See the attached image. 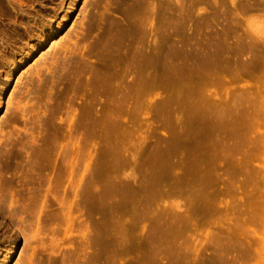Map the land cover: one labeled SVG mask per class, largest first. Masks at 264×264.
Masks as SVG:
<instances>
[{"label":"rangeland","instance_id":"obj_1","mask_svg":"<svg viewBox=\"0 0 264 264\" xmlns=\"http://www.w3.org/2000/svg\"><path fill=\"white\" fill-rule=\"evenodd\" d=\"M120 1L74 2L76 12L43 45L38 32L64 0H0V264H95L99 227L102 264H264V0H179V36L178 0H151L166 12L169 57L166 76L154 73L162 83L136 107L109 103L92 81L102 38L93 23L108 11L120 21ZM154 28L151 47L158 41ZM65 34L77 45L53 62L49 52ZM30 38L39 47L25 56ZM122 75L126 93L133 74ZM111 110L120 115L116 124L107 116ZM254 114L259 124L249 128ZM226 121L234 122L230 129L239 125L229 134ZM194 132L202 133L203 154L193 150ZM183 133L191 142L182 144ZM194 156L209 171L194 170L210 183L198 180L205 199L193 193V183L196 190L202 185L186 173ZM186 178L193 187L184 186ZM142 183L151 192L145 220ZM189 215L192 224L185 223ZM131 230L149 235L146 252L118 243L120 231ZM12 243L16 250L6 260Z\"/></svg>","mask_w":264,"mask_h":264},{"label":"bare ground","instance_id":"obj_2","mask_svg":"<svg viewBox=\"0 0 264 264\" xmlns=\"http://www.w3.org/2000/svg\"><path fill=\"white\" fill-rule=\"evenodd\" d=\"M79 0H64V5L62 7V10H60L59 12H57L53 18H51L49 21L50 23H44L43 26L40 28L39 32H38V38H40L42 40V43L43 45L45 43H47L49 40H50V36H53V35H56L60 32V30L62 29V27H64L65 25V22L69 19L70 15L73 14L74 12H76V6L74 4V2H77ZM155 1V0H154ZM154 1H149V0H121L120 2H126V5H121L120 2H117L115 4V11H118L120 13V16H121V19H119L120 21H116L115 19L113 18H110V12H105L101 15V17L99 19H97V21L93 24L96 25V28H98L101 32H102V38H100V42L97 43V47L100 48V50L98 51L99 53V58L97 59V65L95 66L94 65V70H92L93 72V78H92V81H93V85L95 87V90L97 91V95H100V93L102 94V91L103 89L106 90L105 92V95L106 97L108 98V101L109 103L113 102L114 104H120V105H125L127 107L130 106V107H136L138 106L139 104H143L145 102H147L149 99H150V94H151V90L152 88H154L153 86H155L156 84H160L162 82L155 80V76H154V73L156 74V77L158 76V79H162L163 75L166 76L164 73V71L166 70V66H167V61H168V57H169V49L167 47V43H168V37H169V31H165V28L164 26L166 25L165 22H166V12H160V9L157 8L156 4ZM178 1H176V5H175V10L177 11L176 13V16L174 18L175 20V23H176V27L178 28V36L180 35V28H181V25H182V15L180 13V3H178ZM168 4V3H167ZM90 6V4H89ZM111 7V6H110ZM164 8V7H163ZM166 8V6H165ZM170 8V7H169ZM83 10L80 9L81 12H84V8H82ZM159 9V10H158ZM168 9V8H167ZM106 10V9H105ZM110 10V9H109ZM107 11V10H106ZM167 11V10H166ZM168 12V11H167ZM115 13V12H114ZM110 16V17H109ZM158 18V20H157ZM113 19V20H111ZM156 19V20H155ZM171 20V19H170ZM75 24V23H74ZM72 24V28L75 27V25ZM165 24V25H164ZM157 25V26H156ZM70 27V28H71ZM154 27H158L156 30L157 32V36L158 37V41L156 42L157 45L155 47H151L149 46V43L151 41V37H152V33L154 31ZM77 29V28H76ZM171 31V30H170ZM88 32V31H87ZM175 33V32H174ZM66 35V34H65ZM70 34H67L65 37H64V41L62 42H59L58 44L60 45H57V44H54V46L58 47L56 50H54V52H49V54H51V59H53V62H56L60 57H62V55L66 54L68 52V50L77 45V41H73L72 39L69 38ZM172 36V35H171ZM175 36H177V34H175ZM121 38L122 39V42L121 44L116 41L117 38ZM37 38V39H38ZM170 38V37H169ZM93 39V38H92ZM139 40V41H137ZM173 41V40H172ZM179 41V40H178ZM98 42V41H97ZM53 46V45H52ZM51 46V47H52ZM38 47H39V44L38 42L35 41V38H30L27 42V45L22 47V51L25 53V56H30L31 52H35L36 50H38ZM94 47H92V50ZM49 49V48H48ZM44 53V52H43ZM46 53V52H45ZM44 53V54H45ZM257 54V53H256ZM97 55V54H96ZM21 57H19L20 61L22 62L23 59H24V55H19ZM258 57V56H257ZM260 58V57H259ZM261 59V58H260ZM78 61V59H77ZM257 61V60H255ZM10 65L9 67L6 69V79L9 81L10 80V75H12L13 71H14V67H15V61L13 60H10ZM83 64V63H82ZM92 65V64H91ZM232 66V65H231ZM77 68V67H76ZM248 69V68H247ZM79 70V69H78ZM81 70V69H80ZM238 70V69H237ZM82 71V70H81ZM229 71V70H228ZM166 72V71H165ZM122 73L124 74H133L132 76V79L131 81H129L128 83H126V93H122V88H121V84L120 83V78L123 76ZM191 74V73H190ZM82 75V73H81ZM79 76V75H78ZM121 76V77H120ZM197 76V75H196ZM74 77V76H73ZM77 78H80V77H77ZM164 78V77H163ZM22 77L19 75V77L17 78V82H19V80H21ZM81 79V78H80ZM75 80V79H74ZM77 82V81H76ZM186 82V81H185ZM189 82V81H188ZM83 83V82H82ZM196 83V82H194ZM220 83V82H219ZM125 85V83H124ZM195 85V84H194ZM123 86V85H122ZM77 87V86H76ZM194 88V87H193ZM189 89V87H188ZM0 91H3V86L1 87ZM120 92L122 94H120ZM190 93V92H189ZM188 93V94H189ZM200 93V92H199ZM183 94V93H182ZM13 95V92L10 94L9 96V99H8V102H7V106H9L11 103H12V97ZM92 95V94H91ZM185 95V94H184ZM99 97V96H98ZM190 97V96H188ZM208 97V96H207ZM238 97V96H237ZM92 98V97H91ZM192 98V97H191ZM204 98V97H203ZM224 98V97H223ZM183 99V98H182ZM222 100V99H221ZM97 101V100H96ZM107 101V102H108ZM1 104V103H0ZM191 104V103H190ZM212 104V103H211ZM256 104V103H255ZM197 105V104H196ZM224 105V104H223ZM190 106V105H189ZM198 106V105H197ZM206 107V106H205ZM204 107V108H205ZM210 107V106H209ZM216 107V106H215ZM228 107V106H227ZM226 107V108H227ZM186 108V107H185ZM194 108V107H193ZM196 109V108H195ZM198 109V108H197ZM201 109V108H200ZM222 109V108H221ZM203 110V109H201ZM257 110V109H256ZM116 110H111L110 113L107 114V116H109V119L111 120V122L113 124H116L118 122V120L120 119V115L116 112ZM198 111V110H197ZM202 112V111H201ZM214 112V111H213ZM217 112V111H216ZM247 112V111H246ZM205 113L204 111L202 112V114ZM220 113H223L220 111ZM231 113V112H230ZM248 113V112H247ZM198 114V113H197ZM242 114V112H241ZM244 114V113H243ZM242 114V115H243ZM252 114V113H250ZM192 115V114H191ZM224 115V113H223ZM245 115H249V114H245ZM244 115V116H245ZM193 116V115H192ZM201 116V115H200ZM229 116V115H228ZM246 117V116H245ZM191 118V117H190ZM243 118V117H242ZM247 118H249L248 122H247V126H251L252 127H249V128H253V126L259 124L257 122V120H255V114L254 115H250L248 116ZM218 119V118H217ZM230 119V118H229ZM194 121V120H193ZM196 121H194V124H195ZM221 122V121H220ZM233 122V121H232ZM200 123V122H198ZM197 123V124H198ZM227 123V121H226ZM225 123V124H226ZM234 123V122H233ZM232 123V124H233ZM257 123V124H255ZM186 124V123H184ZM196 124V126H197ZM228 124L229 125H232L231 122L229 121V123L226 124L227 130H231L229 132V134L231 132L234 131L233 127H237V124L236 126H231L232 129H230L228 127ZM245 124V123H244ZM187 125V124H186ZM224 125V123H223ZM235 125V124H233ZM188 126V125H187ZM221 126V125H220ZM218 126V127H220ZM245 126V125H244ZM190 127V126H188ZM188 127H185V128H188ZM195 127V126H194ZM224 127V126H223ZM257 127V126H256ZM92 128V127H91ZM222 128V126H221ZM229 128V129H228ZM241 128V127H240ZM184 129V128H183ZM189 129V128H188ZM187 129V130H188ZM196 129V128H195ZM198 129H201V128H198ZM220 129V128H218ZM185 130V129H184ZM192 129H189V133L192 134L190 131ZM197 130V129H196ZM210 130V129H209ZM224 130V129H223ZM247 130V129H246ZM186 131V130H185ZM184 131V132H185ZM187 131V132H188ZM221 131V130H220ZM186 132V134H188ZM196 133H198V130L195 131ZM195 132L193 133L192 136H196L194 135ZM200 133V132H199ZM235 133V132H234ZM133 134V133H132ZM228 134V135H229ZM244 134V133H243ZM202 136V133L200 134ZM200 135L199 137H195L193 138V141H192V147H196V149L194 148L193 150H198V148H200V146H197L198 143H201L200 141ZM185 134L183 133L182 134V139L185 138ZM189 136V135H187ZM182 140V144L184 143H189L191 142L190 139L191 137H187ZM198 136V135H197ZM208 136V135H206ZM205 137V136H204ZM204 137H202L204 139ZM199 138V139H198ZM207 138V137H206ZM219 138H221V136H219ZM218 138V139H219ZM198 139V141H197ZM216 139V140H218ZM245 139V138H244ZM213 140V139H212ZM211 140V141H212ZM215 140V142H216ZM227 140V139H226ZM225 140V141H226ZM259 140V139H258ZM185 141V142H184ZM220 140H218L216 143H218ZM229 141V140H228ZM145 141L142 142V144L144 143ZM202 143H204V141L202 140ZM208 143V142H207ZM220 143V142H219ZM195 144V145H193ZM236 144V143H235ZM188 145V148H190V150L192 149L191 145L189 146V144H185V146ZM200 145V144H199ZM205 145V143H204ZM219 144H217L218 146ZM122 146V145H121ZM148 146V144H147ZM208 146V145H207ZM206 146V147H207ZM184 147V146H183ZM198 147V148H197ZM219 147V146H218ZM148 148V147H147ZM186 148V147H185ZM254 148V146H253ZM258 148V147H256ZM205 149V148H202V144H201V148L197 151L199 152H202V150ZM210 150V149H209ZM208 150V151H209ZM256 151V150H255ZM191 152V151H190ZM193 154H195V156L199 153H197L196 151H192ZM195 152V153H194ZM204 152H202L203 154ZM141 154V153H140ZM192 154V153H191ZM250 154V153H249ZM84 156V155H83ZM192 156V155H191ZM190 156V157H191ZM195 156L193 158H195ZM211 156V155H210ZM218 156V153L217 155ZM205 157V156H204ZM220 157V156H219ZM217 157V158H219ZM192 158V157H191ZM200 159L201 157H196L195 159H191L192 161L195 160V169H194V164H192L193 166H188V169L191 167L192 168V171H193V174H192V171L190 173V170L191 168L189 169V171L186 169V173L188 176H192V179L195 181L198 182V180L200 179V177H202V175H200L199 178H195V174L198 175V174H205L204 172L205 171H208L207 169L203 170L201 168H203V166L201 165H198L199 162L202 161V159H200L199 161L197 160ZM207 158V157H206ZM253 158V157H252ZM221 159V158H220ZM249 159V158H248ZM191 160H189L191 162ZM205 160V159H204ZM187 161V162H189ZM197 161H198V164H197ZM206 161V160H205ZM222 161V160H221ZM185 162V163H187ZM203 162V161H202ZM204 163V162H203ZM202 164V163H200ZM214 164V163H213ZM185 165V164H184ZM206 166V165H205ZM229 166V165H228ZM141 167V166H140ZM248 167V166H247ZM172 168V167H171ZM205 168V167H204ZM184 169V170H185ZM198 169L197 171L195 172H198L197 173H194V170ZM183 170V169H182ZM202 170V172H201ZM234 170V169H233ZM188 171V172H187ZM204 171V172H203ZM215 171V170H214ZM145 172V171H144ZM170 172V170H169ZM168 172V173H169ZM200 172V173H199ZM209 172V171H208ZM189 173V174H188ZM213 173V172H212ZM254 173V172H253ZM142 174V173H141ZM147 174V173H146ZM182 174H185V173H182ZM176 175V174H175ZM206 175V174H205ZM237 175V174H236ZM145 177L147 176L144 174ZM177 176V175H176ZM182 176H186L185 175H182ZM144 177V179H145ZM182 177V178H184ZM187 177V176H186ZM188 177V178H190ZM186 178V180L188 179ZM195 178V179H194ZM251 178V177H250ZM110 179V178H109ZM148 179V178H147ZM185 179V178H184ZM184 179H182V184L183 182L185 181ZM201 179H204V178H201ZM200 179V180H201ZM209 179V178H208ZM149 180V179H148ZM171 180V179H170ZM178 180V179H177ZM175 180V181H177ZM188 180H190L191 182L189 183ZM187 181H185V183L187 182L189 185L192 184V181L191 179H188ZM206 180V179H205ZM214 180V178H213ZM240 180V179H239ZM252 180V179H251ZM147 181V180H146ZM146 181H144V183H147ZM155 181V180H154ZM174 181V180H173ZM202 183H205L206 182H203L204 180H201ZM208 181V180H207ZM149 182V181H148ZM200 182V181H199ZM198 182V183H199ZM142 183V185L144 184ZM155 183V182H154ZM153 183V184H154ZM186 183V184H187ZM216 183V182H215ZM141 184V183H140ZM184 184V186H189L188 184L186 185ZM194 184V185H193ZM192 186L193 188V193L195 195H198L200 196L201 192H204L206 188H202L203 187V184H201V182L199 184H201L202 186H198L197 190H196V186L198 185L196 182L193 183ZM196 184V186H195ZM207 184H210L209 182H207ZM206 184V185H207ZM206 185H204L206 187ZM123 186V185H122ZM153 186V185H152ZM189 186V187H191ZM209 186V185H208ZM143 187V186H142ZM141 187L142 190H144L143 192L146 193L147 195V198H143L142 200H144L142 202L143 203V210H142V213L143 215L145 216H142L141 213L139 214L138 209L139 206H136V212L138 213V216H136L135 214H137L135 211V214L133 213V216L135 215L137 218L139 217V215L142 216V219L145 220V218L143 217H146V214L147 211L149 210L148 209V205H149V198H150V195L148 196L147 193H151L149 192L150 189H148V185L147 184H144V189ZM226 187V186H225ZM139 188V186H138ZM150 188V186H149ZM200 188V190H199ZM202 188V189H201ZM227 188V187H226ZM141 189L139 190L141 192ZM210 189V188H209ZM213 189V188H212ZM135 191L136 188L134 189ZM199 190V191H198ZM204 190V191H202ZM120 191V190H119ZM134 191V192H135ZM138 191V192H139ZM139 192V195L143 194V193H140ZM180 192V191H179ZM189 192V191H188ZM219 192V191H218ZM155 193V192H154ZM117 194V193H116ZM130 194V193H129ZM136 195V193H134ZM122 195V194H121ZM132 195V194H131ZM138 195V194H137ZM138 195V196H139ZM146 195L144 196L141 195V196H144L146 197ZM203 195V198L205 199L204 197V194ZM201 195V196H202ZM102 196V195H101ZM193 196V195H192ZM200 196V198H201ZM206 196V195H205ZM133 197V196H132ZM127 198V197H126ZM140 198V197H139ZM198 198V197H197ZM207 198H209L210 200L212 198L208 197L207 195ZM99 199V198H98ZM202 199L204 202L206 200ZM100 200V199H99ZM98 200V201H99ZM130 200V199H129ZM133 200V199H132ZM101 201V200H100ZM125 201V200H124ZM128 201V200H127ZM131 201V200H130ZM134 201V200H133ZM197 202V200H195ZM199 201H201L199 199ZM209 201V200H208ZM212 201V200H211ZM104 202V201H103ZM137 202V201H135ZM203 202V203H204ZM216 202V201H215ZM100 203V202H99ZM98 203V204H99ZM207 203V202H206ZM135 204V203H134ZM202 204V203H201ZM210 204V203H209ZM218 204V203H217ZM108 205V204H107ZM141 205V204H140ZM141 205V206H142ZM249 205V204H248ZM98 206V205H97ZM236 206V205H235ZM94 207V206H93ZM146 207V209L144 210V208ZM151 207V206H150ZM234 207V205H233ZM232 207V208H233ZM135 208V205L134 207ZM236 208V207H235ZM125 209V208H124ZM114 210V208H113ZM112 210V212H113ZM198 210V209H197ZM231 211V210H230ZM249 211V210H248ZM99 212V211H98ZM103 212V211H102ZM243 212V211H242ZM92 213V212H91ZM212 213V212H211ZM249 214V213H248ZM134 216V217H135ZM133 218L134 220L137 219V218ZM148 218V217H147ZM181 218V217H180ZM186 218V219H185ZM183 222L187 223V224H192L194 222V218L189 215V216H185ZM197 219V217H195ZM141 219V217H140ZM235 219V218H234ZM138 220V219H137ZM135 220V221H137ZM173 220V219H172ZM203 220V219H202ZM140 221V220H139ZM138 221V222H139ZM167 221V219H166ZM252 221V220H251ZM196 222V220H195ZM138 223L136 222H133V226H136ZM159 224V223H158ZM173 224V223H172ZM177 224V223H176ZM208 224V223H207ZM236 224V223H235ZM114 225V224H113ZM170 225V224H169ZM181 225V224H180ZM197 225V224H196ZM195 225V226H196ZM224 225V224H223ZM226 225V224H225ZM244 225V224H242ZM112 226V225H111ZM119 226V225H118ZM171 226V225H170ZM178 227V226H177ZM115 228V227H114ZM154 228V227H153ZM182 228V227H181ZM132 229V228H131ZM175 229V227H174ZM179 229V227H178ZM243 229V227H242ZM133 230V229H132ZM132 230L129 234L132 233ZM152 230V229H151ZM98 233H97V242L98 245H97V253H96V262L95 264H102V253H101V247L102 245L101 242L102 241V234H101V228L99 227V229L97 230ZM124 231V230H122ZM160 231V230H159ZM135 232V231H134ZM239 232V231H238ZM166 233V232H165ZM129 234H127V232H122L120 231L119 235L120 236H117L116 237V240L118 241V243H124L126 242V244L128 245L129 242L131 243H134L135 246H139L138 248H141L142 250H144L145 252L148 250V245H149V240H150V237L149 235H147L146 232H142V234H131L129 236ZM250 234V233H249ZM155 235V234H154ZM247 235V234H246ZM115 236V234H114ZM156 236V235H155ZM215 237V236H214ZM106 238V237H105ZM114 238V237H113ZM104 239V238H103ZM112 239V238H111ZM115 240V239H114ZM253 240V239H252ZM114 244V243H113ZM16 245L17 243H12V245L9 247V249L7 250V252L4 254L3 258L7 260V258L9 256H11L15 250H16ZM132 244L128 245L130 246L129 248L130 249H133L135 247H131ZM217 245V244H216ZM249 247V246H248ZM161 248V247H160ZM105 249V248H104ZM137 249V248H136ZM158 249V248H157ZM155 251V250H154ZM242 251V250H241ZM160 252V251H159ZM187 254V253H186ZM150 255V254H149ZM173 255V254H172ZM171 255V256H172ZM252 257V256H251ZM188 258V257H187ZM186 258V259H187ZM48 259V258H47ZM135 259V258H134ZM91 261V260H90ZM110 262V261H109ZM169 263V262H168ZM5 264V263H4ZM225 264V263H224Z\"/></svg>","mask_w":264,"mask_h":264}]
</instances>
